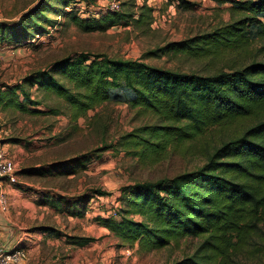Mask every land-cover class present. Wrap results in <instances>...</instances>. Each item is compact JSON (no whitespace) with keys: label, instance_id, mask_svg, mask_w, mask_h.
Returning <instances> with one entry per match:
<instances>
[{"label":"trees","instance_id":"1","mask_svg":"<svg viewBox=\"0 0 264 264\" xmlns=\"http://www.w3.org/2000/svg\"><path fill=\"white\" fill-rule=\"evenodd\" d=\"M79 1L89 5L94 0H38L16 21H0V42L29 44L32 38L47 34L46 26L54 25L58 17L82 32L105 31L119 24L148 27L153 20V9L145 1L135 11L122 4L123 9L93 11L86 16L79 14ZM218 1L230 3L228 21L209 31L168 41L147 55H183L208 61L230 55L225 67L209 73L184 72L142 59L80 52L33 71L18 83L0 87V109L13 107L23 114L65 113L72 119L109 102L114 90H129L128 106L150 112L156 121L133 128L114 147L144 161L158 160L171 148L198 140L210 128L224 129L219 140L202 147L204 162L200 166L171 177L126 185L117 199L120 207L115 213L119 218H96L121 245L137 243L143 252L182 238H201L192 255L172 264H230L232 254L264 218V0ZM182 2L186 7L195 6ZM33 87L42 92V99L32 98ZM51 96L60 104L49 106L45 102L46 110L37 108ZM107 147L22 172L33 176L76 174ZM106 194L96 188L71 199L43 195L39 204L82 218L91 199ZM38 228L60 235L51 227ZM66 240L85 246L94 238L67 235Z\"/></svg>","mask_w":264,"mask_h":264},{"label":"rangeland","instance_id":"2","mask_svg":"<svg viewBox=\"0 0 264 264\" xmlns=\"http://www.w3.org/2000/svg\"><path fill=\"white\" fill-rule=\"evenodd\" d=\"M37 1L0 0V21H16L22 12ZM112 1L118 3L119 10L125 7L131 11H135L137 5L145 1L153 9L152 23L148 27L119 24L105 31L82 32L63 17H58L54 25L46 26L47 34L32 38L29 44L13 46L0 42V87L18 83L23 76L47 69L54 61L80 52L104 54L110 58L142 59L154 66L184 72L209 73L229 63L230 55L214 61L172 54L159 57L147 55L148 51L168 41L209 31L225 23L229 20V2L184 0L195 3L194 7H186L182 0H94L89 5L79 1L76 6L80 9V16H86L93 11L106 12ZM31 93L33 99H42V92L35 87ZM112 94L109 102L88 110L77 119L65 113L23 114L13 107L0 109V147L14 159L17 172L16 182L5 187L6 191L12 189V192H6L9 206L6 213L0 212V217H5L4 221L10 228L19 232L38 231L40 225L49 224L59 233H65L63 243L69 244L70 248L64 247L61 242L53 246L58 249L52 252L45 248L43 256L48 259V263L172 264L192 255L201 241L200 237H187L172 241L166 247L143 252L138 250L137 243L121 245L119 239L107 229L103 230L96 220L120 207L117 199L122 187L193 170L204 162L202 147L212 145L225 134L224 129L216 126L194 142L171 148L158 160H139L114 145L125 133L135 127L155 123L156 118L148 111L128 106L126 99L131 95L129 90L120 88ZM45 102L49 106L60 104L51 96L37 108L46 110ZM104 146L109 147L100 151V156H95L76 174L33 176L22 172L28 167L46 166L55 161L66 162L74 156L88 154ZM96 188L107 194L91 199L82 218L68 219L57 210L39 204L44 199L43 195H62L71 199ZM114 217L119 218L118 215ZM5 226L0 223V244L6 239ZM253 230L246 243L232 254L230 264H264V218ZM67 235L89 236L94 241L77 246L67 242ZM12 247L13 243L5 246L6 250ZM44 258L41 264L45 262ZM53 258L57 259L52 261Z\"/></svg>","mask_w":264,"mask_h":264},{"label":"crops","instance_id":"3","mask_svg":"<svg viewBox=\"0 0 264 264\" xmlns=\"http://www.w3.org/2000/svg\"><path fill=\"white\" fill-rule=\"evenodd\" d=\"M8 187L9 186H7V188ZM7 191L12 192V189H10V190L7 189ZM45 206H47V205H44V208H45ZM67 218L68 219H78V218H72L70 216H67ZM4 219L6 220L5 217H4ZM4 219H2L0 217V223L6 225L3 228V230L5 231V235H6V237H5L6 239H4L3 245L6 246L9 243H13V245H15L16 243H20V245L24 246L27 250V258L23 262V264H41L40 261L43 260V258H44L43 254H44L45 248L50 250V252H52L53 249H56V247L54 248L53 246H56L57 242H61L63 244V246L66 248H68L70 246L67 243H63L65 240V235H66L65 233L63 234L62 232L61 233L58 232L60 235H57L56 232L44 230V229L40 230L39 228H38L39 229L38 231L37 230H31V231L19 232L14 228H10L11 226L8 225V223H6L4 221ZM40 226L51 227V225H49V224H46V225L43 224ZM102 229L104 230V228H102ZM25 230H28V228H26ZM57 246H59V245H57ZM66 248H65V250H66ZM68 254H70V253H68ZM53 256L54 255H52L51 257H53ZM66 257L67 256H65V258ZM46 258H48V257H46ZM55 259H57V258H53L52 261ZM44 261L45 262H43V264H52V263H48V259L44 258Z\"/></svg>","mask_w":264,"mask_h":264},{"label":"built area","instance_id":"4","mask_svg":"<svg viewBox=\"0 0 264 264\" xmlns=\"http://www.w3.org/2000/svg\"><path fill=\"white\" fill-rule=\"evenodd\" d=\"M70 7L68 6L65 9L69 10ZM118 9V3L112 1L109 3L107 10L116 11ZM16 174L14 159L10 158L7 152L0 147V212L6 213L8 210L9 202L5 187L16 182ZM109 215H116L115 210ZM26 258L27 250L20 243L13 245L11 250H6L5 245L0 244V264H23Z\"/></svg>","mask_w":264,"mask_h":264}]
</instances>
